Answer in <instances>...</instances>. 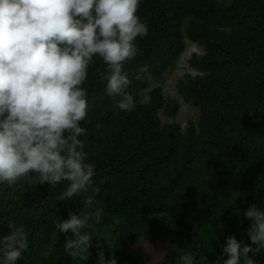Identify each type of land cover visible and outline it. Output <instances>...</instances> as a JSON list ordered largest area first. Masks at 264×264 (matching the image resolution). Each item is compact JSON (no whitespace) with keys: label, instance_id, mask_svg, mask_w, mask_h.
Here are the masks:
<instances>
[{"label":"trees","instance_id":"16d2710c","mask_svg":"<svg viewBox=\"0 0 264 264\" xmlns=\"http://www.w3.org/2000/svg\"><path fill=\"white\" fill-rule=\"evenodd\" d=\"M137 15L149 30L124 65L134 110L120 111L106 94L98 57L83 85L87 132L80 139L96 165L92 208L103 209L99 221H89L87 264L101 249L116 264H182L185 254L195 264H219L227 236L251 243L247 207L264 210V0H141ZM187 42L202 52L188 58L196 73L176 83L197 108L182 127L175 121L178 100L166 97L160 83L148 86L175 67ZM143 65L148 70L136 79ZM66 187L41 185L36 176L14 190L0 184V234L22 224L28 236L16 264H79L63 251L64 235L54 225L69 212L89 210L88 193L58 200ZM149 243L165 244L162 259L146 252ZM252 258L264 264V251Z\"/></svg>","mask_w":264,"mask_h":264},{"label":"clouds","instance_id":"9594fccd","mask_svg":"<svg viewBox=\"0 0 264 264\" xmlns=\"http://www.w3.org/2000/svg\"><path fill=\"white\" fill-rule=\"evenodd\" d=\"M140 3L0 0V184L14 190L18 182L36 176L41 185L67 183L57 197L60 201L88 193L84 203L89 210L69 212L68 219L54 225L64 235L63 251L79 264H87L92 256L89 221L103 215V209L92 208L96 165L87 160L80 139L87 132L81 126L88 112L83 85L98 57L106 66L101 74L106 94L120 111L134 110L127 91L132 80L124 65L137 57V39L148 34V23L137 15ZM147 70L141 66L136 79ZM243 217L249 221L246 235L251 243L227 236L221 251L226 259L219 264H255L252 256L264 251V210L253 203ZM27 248L24 225H10L7 235L0 234V264H16ZM45 254L51 255V246ZM180 259L195 264L189 254ZM95 264H116V258L111 253L105 258L101 249Z\"/></svg>","mask_w":264,"mask_h":264},{"label":"rangeland","instance_id":"374dc122","mask_svg":"<svg viewBox=\"0 0 264 264\" xmlns=\"http://www.w3.org/2000/svg\"><path fill=\"white\" fill-rule=\"evenodd\" d=\"M193 52L200 53L202 52V48L192 42H187L183 52L181 53L179 59L176 62V65L173 69L167 71L163 78L159 81L151 80L149 83L148 88L153 87L155 84L160 83L163 87L164 95L166 97L175 98L179 102V110L175 117V121L180 124V126L184 127L186 122L189 119H194L197 114V108L192 106L191 104L185 102L182 97L177 93L176 90V83L178 79H180L185 74H195L196 69L191 67L188 63V58L191 56ZM146 95H143L145 98ZM159 116L162 122L168 121L169 119L166 118L161 112H159ZM146 246V252L152 255L154 260L156 257L165 250V244H153L149 243Z\"/></svg>","mask_w":264,"mask_h":264}]
</instances>
